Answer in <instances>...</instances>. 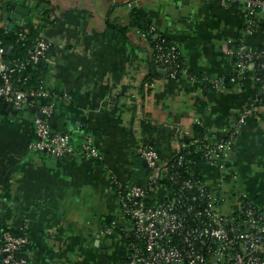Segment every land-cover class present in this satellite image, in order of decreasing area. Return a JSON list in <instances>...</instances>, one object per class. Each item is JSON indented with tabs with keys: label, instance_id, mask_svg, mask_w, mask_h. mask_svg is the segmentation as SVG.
I'll return each instance as SVG.
<instances>
[{
	"label": "crops",
	"instance_id": "obj_1",
	"mask_svg": "<svg viewBox=\"0 0 264 264\" xmlns=\"http://www.w3.org/2000/svg\"><path fill=\"white\" fill-rule=\"evenodd\" d=\"M173 39L184 65L180 77L154 74L151 44L133 26L131 9ZM37 28L50 42L43 78L59 103L52 118L75 147L53 157L30 149L33 111L0 107V229L26 228L29 264H127L132 223L115 182L138 183L141 149L154 146L161 163L180 149L179 137L203 128L210 142L238 125L223 161H199L204 180L229 212L243 199L264 215V104L246 79L215 86L234 72L231 49L243 18L220 0H4L0 28ZM20 20L23 24L20 25ZM254 36H246L253 43ZM65 94L66 97H62ZM59 95V97H58ZM15 107V106H14ZM17 109V108H16ZM88 136L100 159L81 157ZM162 192L157 193L159 202Z\"/></svg>",
	"mask_w": 264,
	"mask_h": 264
},
{
	"label": "built area",
	"instance_id": "obj_2",
	"mask_svg": "<svg viewBox=\"0 0 264 264\" xmlns=\"http://www.w3.org/2000/svg\"><path fill=\"white\" fill-rule=\"evenodd\" d=\"M220 1L237 5L243 18L237 44L230 51L235 61L230 82L240 81L248 72L255 82H260L258 93L264 94V0ZM23 36L20 33V37ZM246 36H254V42L247 43ZM153 38L157 40L153 56L156 68L165 73L169 70V78L175 79L179 56L177 44L165 43L157 34ZM49 48L50 42L39 36L28 62H39ZM4 55L0 41V97L13 101L19 110L32 106L33 98L37 105L32 118L34 140L29 144L30 149L53 157L73 154L76 150L70 136L52 128L50 116L53 103L49 100V92L42 88L13 89L10 82L13 69L5 63ZM224 83L222 77L214 84L220 86ZM254 109L252 102L241 114L238 125ZM238 125L214 142L205 136L206 142L203 139L202 147L206 161L213 162L228 156L238 133ZM191 143L196 144L197 140ZM78 151L84 158H101L88 136L82 140ZM141 157L146 166L155 171L150 177V187H153L158 164H161L159 154L154 147L145 146L141 149ZM178 163L186 171L184 177L178 169L172 174L163 169L164 176L172 181L174 187H155L153 204H146L147 188L133 183L122 190L123 185L115 182L119 188L116 193L121 208L132 223L131 237L134 242L127 264H264V215L257 204L251 199H243L237 208L223 211L221 198L213 194L208 183L189 173V167L182 162V158L178 159ZM158 192H162V196L156 202ZM9 229L0 234V264H29V259L21 255L24 246L29 243L26 228L20 226L17 228L20 233L17 234Z\"/></svg>",
	"mask_w": 264,
	"mask_h": 264
},
{
	"label": "trees",
	"instance_id": "obj_3",
	"mask_svg": "<svg viewBox=\"0 0 264 264\" xmlns=\"http://www.w3.org/2000/svg\"><path fill=\"white\" fill-rule=\"evenodd\" d=\"M3 1L4 0H0V3ZM131 14H132L133 26L139 29V31L144 35V37L151 44L150 61L154 69V74H158L159 68H156V65L154 64V61H153V56L155 53V44L157 40L153 38V35L157 34L159 39L163 38L165 40L164 41L165 43H170V42L174 44H177V43L173 39L167 37L165 34L160 32L152 24V22L148 19L145 11L142 8L133 7L131 9ZM20 33H23L24 36L20 37ZM38 37L39 36H38L37 28L33 27L32 25L29 26L28 29L18 28V29H12V30H5L3 28H0V41L2 42L3 47L10 46L12 48L9 56H7L6 54L4 55V61L8 67L13 69L12 72L10 73V82L12 84L13 89L30 90V89L42 88L48 91L51 96L49 100L52 101L53 103V111L50 116V122H51L54 115H56L57 109L59 108V103H56L54 101V96H57L55 93V90L49 87H46L44 84V80H43V78L48 73V69L45 63V59L47 58L48 52L44 58L40 59L39 62L37 63L28 62L30 51L34 48L35 41ZM177 49L179 51V56H178L177 63H176V70H177L176 78L181 76L183 69H184L182 56H181L178 45H177ZM168 71L169 70H167V72L165 73V76L169 78ZM232 75H234V73L226 77H223L224 82H230V78L232 77ZM246 79H251L250 74L248 72H245L243 74V77L240 79V81H245ZM0 81H1V78H0ZM256 84L260 85V82L256 81ZM254 93H255V96L251 99H253V101H255L257 105L264 104V94H259L257 89L256 91H254ZM32 100L34 101V98ZM33 101H32V106H28L26 108L28 109V111H32L31 109L33 108V113H31L32 118L35 115L34 108H36L37 106L36 104H34ZM52 128L55 132H59L55 130L54 126H52ZM205 136L206 135H205L203 128H201L198 124H195L193 126L192 135H181L179 137V143H180L179 151L175 155L170 157L165 163L158 164L157 177H156V180L154 181L153 187L152 186L150 187V177L153 173H155V171L145 166V168L143 169V173L141 174L140 181L134 184H139L143 186L144 188H147L148 196L145 199L147 205L154 203L153 191L155 187L157 186H162V187H167V188L174 187V184L172 183V181L169 180L166 176H164L165 173H163V169H166L165 172L168 174H172L174 170L178 169L180 170V172L182 173V176L184 177V174L186 173V171L183 170V166L179 165L178 163L179 158H182V162L185 163V165L189 167V173L204 180L200 172L198 162L206 161V157L204 156L205 150L202 147V144H203L202 141L205 138ZM194 140H197L196 144L191 143ZM182 144L183 146H181ZM79 145H78V149H79ZM125 188H126V185H123L121 187L122 190H124ZM115 189L119 190L116 184H115ZM6 229H9V228L3 226L0 229V234L2 231ZM9 230L15 234L20 233L19 229H9ZM29 248H30V240H29V243H27L24 246V249L21 255L28 258Z\"/></svg>",
	"mask_w": 264,
	"mask_h": 264
},
{
	"label": "water",
	"instance_id": "obj_4",
	"mask_svg": "<svg viewBox=\"0 0 264 264\" xmlns=\"http://www.w3.org/2000/svg\"><path fill=\"white\" fill-rule=\"evenodd\" d=\"M9 21H10V18L9 17H5V26H4L5 30H10L11 27H12L11 24L9 23ZM22 24H23V20H20V25H22ZM11 50H12V48L10 46H5L4 47V53L7 56L10 55ZM162 72L165 73L164 70H162ZM0 107L5 108L8 111H11L14 115L17 114V112H18V109H16L14 107V102L13 101H6V100L2 99L1 97H0ZM31 110L33 111V108ZM51 125L53 126V122H51ZM218 160L219 161H223L224 159L219 158ZM142 165L146 166V162L144 160L142 161Z\"/></svg>",
	"mask_w": 264,
	"mask_h": 264
}]
</instances>
